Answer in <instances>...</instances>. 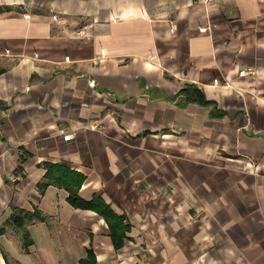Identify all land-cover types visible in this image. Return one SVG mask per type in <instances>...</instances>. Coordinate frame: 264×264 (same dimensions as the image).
Instances as JSON below:
<instances>
[{
    "label": "crops",
    "instance_id": "0c3cea01",
    "mask_svg": "<svg viewBox=\"0 0 264 264\" xmlns=\"http://www.w3.org/2000/svg\"><path fill=\"white\" fill-rule=\"evenodd\" d=\"M3 228L0 264H264V0H0Z\"/></svg>",
    "mask_w": 264,
    "mask_h": 264
},
{
    "label": "trees",
    "instance_id": "16d2710c",
    "mask_svg": "<svg viewBox=\"0 0 264 264\" xmlns=\"http://www.w3.org/2000/svg\"><path fill=\"white\" fill-rule=\"evenodd\" d=\"M182 94H184L188 98V101L199 102L204 105L211 104V102L207 100L203 92L198 88L188 87L182 90ZM43 166L46 170V173L44 175V181L39 183L38 185L40 191L44 193L45 190L51 185L65 188L69 192L68 200L72 205L84 209H94L101 213L110 224L116 248H121L124 244L125 239V225L122 222V218L113 213L111 207L99 196H94L93 200H91L90 202L84 201L80 197L79 192L85 182L86 177L82 173L73 170L66 163H45ZM14 209L15 213L11 217V222L15 223V225L20 228L24 227L27 220H47L46 217L42 216L39 211H36L32 214L24 209ZM4 231L5 228L0 229L1 233ZM31 244L32 241L29 239V234L26 233L24 245L28 247ZM87 261H82V264Z\"/></svg>",
    "mask_w": 264,
    "mask_h": 264
},
{
    "label": "built area",
    "instance_id": "2783aa9c",
    "mask_svg": "<svg viewBox=\"0 0 264 264\" xmlns=\"http://www.w3.org/2000/svg\"><path fill=\"white\" fill-rule=\"evenodd\" d=\"M54 19L62 22V23H65L66 21L64 20V18H62L61 16L59 15H54ZM92 29H93V24L91 23H87L83 26H81V28L79 30H77L78 34L82 35V36H85V35H88L92 32ZM104 127L101 125V124H92L90 126V129L92 130H102ZM73 134H68L65 136V139L66 140H71L73 138Z\"/></svg>",
    "mask_w": 264,
    "mask_h": 264
}]
</instances>
